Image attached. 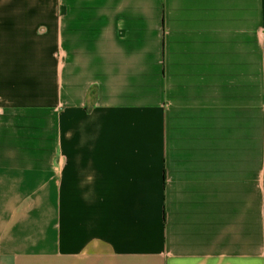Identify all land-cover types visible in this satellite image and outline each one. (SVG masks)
<instances>
[{"label": "crops", "instance_id": "crops-1", "mask_svg": "<svg viewBox=\"0 0 264 264\" xmlns=\"http://www.w3.org/2000/svg\"><path fill=\"white\" fill-rule=\"evenodd\" d=\"M0 264H264V0H0Z\"/></svg>", "mask_w": 264, "mask_h": 264}]
</instances>
